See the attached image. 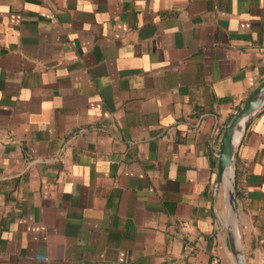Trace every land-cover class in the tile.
<instances>
[{"label": "crops", "instance_id": "0c3cea01", "mask_svg": "<svg viewBox=\"0 0 264 264\" xmlns=\"http://www.w3.org/2000/svg\"><path fill=\"white\" fill-rule=\"evenodd\" d=\"M264 81V0H0V264H233L222 128ZM264 262V108L235 160Z\"/></svg>", "mask_w": 264, "mask_h": 264}, {"label": "water", "instance_id": "95a60500", "mask_svg": "<svg viewBox=\"0 0 264 264\" xmlns=\"http://www.w3.org/2000/svg\"><path fill=\"white\" fill-rule=\"evenodd\" d=\"M264 108V81L256 87L231 114L224 124L220 145L214 157L217 159L216 177L213 187L214 203L218 193L223 200V218H219L214 205L215 216L220 229L225 232L229 253L233 264H247L241 232L239 228L236 193H235V160L238 146L246 130Z\"/></svg>", "mask_w": 264, "mask_h": 264}, {"label": "built area", "instance_id": "2783aa9c", "mask_svg": "<svg viewBox=\"0 0 264 264\" xmlns=\"http://www.w3.org/2000/svg\"><path fill=\"white\" fill-rule=\"evenodd\" d=\"M213 264H217V260H215V261L213 262ZM263 264H264V262H263Z\"/></svg>", "mask_w": 264, "mask_h": 264}]
</instances>
